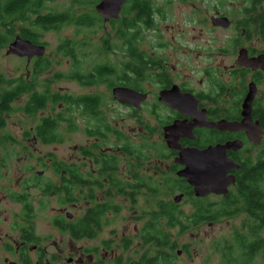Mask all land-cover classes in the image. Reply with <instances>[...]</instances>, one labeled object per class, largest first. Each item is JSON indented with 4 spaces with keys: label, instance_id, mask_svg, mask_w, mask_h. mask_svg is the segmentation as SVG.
I'll return each mask as SVG.
<instances>
[{
    "label": "flooded vegetation",
    "instance_id": "flooded-vegetation-1",
    "mask_svg": "<svg viewBox=\"0 0 264 264\" xmlns=\"http://www.w3.org/2000/svg\"><path fill=\"white\" fill-rule=\"evenodd\" d=\"M75 1L57 10L70 19L55 30L67 25L75 26L76 30L59 41L51 58L46 41L40 38L42 35L31 40L19 29L11 41L21 37L44 46L45 52L31 57L5 53L22 60L24 68L17 67L9 82L2 71L5 75L0 83L2 89H18L22 84L25 88L8 106L2 90L0 114L4 118L0 117V129L7 130V118L15 112L30 118V124L15 135L2 131L0 141L21 145V141L32 140L50 146L69 141L74 134L81 141L73 147L74 154L69 158L59 159L49 150L46 162L36 158L41 169L34 170L35 173L31 172L18 184H0V204L8 198L18 207L11 212L7 223L10 232L0 231V264H152L145 255L149 251L152 257L156 249L149 250L142 244L141 230L136 225L134 235L138 237L139 248L145 247L139 253L132 248L133 236L125 231L118 241L103 238L93 245H84L82 241L96 239L109 214L120 208L119 202L115 203L116 195L127 193L126 198L130 199L132 195L135 198L140 195L144 188L155 193L153 184L159 187L187 184L186 192H175L170 201L180 206L184 199L190 198L188 193L194 196L190 181L179 173L187 166L190 176V155L188 164L183 159L177 161L180 153H190V149L203 150L228 143L225 155L238 166L227 171L235 177L229 192L236 184H247L239 179L244 169L264 161L261 120L264 69L244 65L238 56L240 51L248 58L264 54V39L236 22L234 27L241 46L236 51V63L227 73L225 64L216 61L223 56V48L215 52L209 42H193L194 36L190 34L197 28H190V10L185 14V25L173 20L175 2L190 6V0H146L147 12L134 9L135 0H124L117 17L108 20L96 9L100 0ZM85 7L88 10L82 9ZM213 15L224 14L205 16L201 23H209L211 30H226L234 25L224 15L230 25L216 26L211 20ZM97 24L109 28L108 38L97 39L96 43L91 36H76L82 28L91 29ZM19 25L16 23L17 28ZM200 26L202 35L203 25ZM63 63L64 68H55ZM192 74H197V78L192 79ZM227 76L229 80L225 79ZM58 80H67L77 87L71 90L65 85L51 89ZM250 87L254 89L250 116L259 129L250 130L248 126L232 129L228 124L243 120V104ZM36 94L43 95L44 103L35 112L27 113L23 108ZM145 107L148 111L143 118L141 112ZM132 118L134 126L130 124ZM47 119L54 126L52 135L47 130V137L53 136V142L42 140L46 139L43 123ZM31 167L27 169L32 171ZM258 184H264V178ZM67 185L72 188L70 193ZM176 194H182V198L175 201ZM226 195L210 194L206 198ZM52 198L59 204L70 203L80 211L71 213L66 205L59 207L50 218L54 231L38 234L34 222ZM99 206H107L99 209L104 213L100 228L91 224L90 231L85 232L81 221ZM134 217L147 220L149 214ZM54 232L59 234L58 239L53 238ZM162 251L166 253L165 260L160 262L175 264L178 257L189 256L190 246L182 244L178 248L175 243L171 250L166 246Z\"/></svg>",
    "mask_w": 264,
    "mask_h": 264
},
{
    "label": "rangeland",
    "instance_id": "rangeland-1",
    "mask_svg": "<svg viewBox=\"0 0 264 264\" xmlns=\"http://www.w3.org/2000/svg\"><path fill=\"white\" fill-rule=\"evenodd\" d=\"M82 1L83 0H80L79 2ZM72 2H74V0H47L46 7L47 9L54 8L57 11L64 9L65 6L68 4L70 5ZM245 5V0H190V6L187 3L176 1L174 8L172 9V18L173 20L175 19L182 22L180 23L181 25H185L183 24L186 22L185 14L188 10H190V28H197L192 32L193 34H190L194 36L193 42L196 44H206L209 42L210 49L215 52H217L219 47L223 48L225 50L223 56L219 59L216 58V61L225 64V71L228 73L231 66L236 63V51L241 46L238 45V42H240V36L234 26L236 21L242 16L240 8ZM82 9L88 10L86 7ZM216 13L227 15L233 21L234 25H231V27L226 30H211V25L209 23H201L206 20L205 16L209 17L210 15ZM200 25H203L202 27L204 33L202 35L199 34ZM75 30V26L67 25L58 30H48L43 32L40 38L46 41L48 46L47 51L49 52L50 58L52 54L57 52L56 46L59 41L68 35L74 34ZM84 35L91 36L94 40H96V43H98L97 39L109 37L110 30L108 27L97 24L91 29L82 28L80 34H77L76 36ZM151 36L153 35H146V37ZM193 42H191L190 45H192ZM250 44L253 45V43ZM97 45H94V47ZM7 46L8 45L3 47L0 51V70L6 74L7 82H9L11 78H13L17 67L20 69L24 68V62L14 57L7 56L5 54ZM257 46H261V43L257 42ZM65 66L66 65L63 63L61 65H57L55 68H64ZM193 78H197V74H194L192 76V79ZM225 79L229 80L230 78L227 76ZM65 85H67L71 90L77 87L74 83L67 80H58L56 85H53L51 89H59L60 86ZM2 88L3 87L0 85V94L3 90ZM147 111L148 108L145 107V110L141 112V116L143 118L146 117ZM0 117H3V115L0 114ZM25 117L26 116H23L22 112H15L14 114H11L7 118V126L5 128L7 130L3 131L0 129V135H3V132L5 131L14 135L16 133H20L21 130L24 129V126L28 127L30 124V118L28 119ZM130 124L131 126L135 125L134 118L130 120ZM80 141L79 136L75 134L71 135L69 141L50 146H46L32 140L21 141V145H18L17 143L13 144L12 141L8 140L3 142L0 141V184H18L21 179H24V177L28 176L31 172L35 173L34 170L42 168V166L37 163L36 158L45 159L46 162V158L48 157L47 154H49L50 151H54L59 159H64L66 157L69 158V156L74 154L73 147ZM22 144L24 147H22ZM26 145L28 147H26ZM29 166H32V171L27 169ZM232 192L237 193L235 186L232 187ZM174 193L175 192H171V190L167 188V184H162L160 185V189H157L155 193L149 192L146 188L142 189L140 195L136 198L135 195H132L130 199H127V193L116 195L115 203L117 204L119 202L118 204H120V208L115 211V213L112 212V214H109L107 219L109 222L104 224L102 232L99 233L96 239L91 241L85 240L82 241V243L84 245H93L97 244L98 240L103 238L118 241L121 232L125 231L127 235L133 236L132 248L137 249L138 253L140 251L142 252L145 247L142 245L140 250L138 237L134 235V227L136 225L140 228L146 218L144 217V219L139 220L134 216L139 214H149L150 211L156 210L158 208V201L172 200ZM209 200L222 202L224 199L209 197ZM47 205L48 208L43 212L42 216H39L34 222L36 232L38 234H46L50 233V231H54L55 228L52 226L50 218L56 214L59 207L66 205V209L71 213H78V211H80L70 203L59 204L58 201H55L53 198L50 199V202H47ZM241 206L242 210L236 215L224 216L212 222H203L195 227H190L189 229L181 232H179L177 228L172 229V239L178 248H181L182 244L190 246L189 256L184 255L182 257H178L175 260V264H222L221 254L215 251V243L218 242L219 247H223L224 242L232 241L236 232L239 231L243 233L246 231V229H244V221L248 220L250 223L243 203ZM180 208L185 213H190V198L184 199L180 204ZM17 210L18 207L14 201H10L8 198L2 200L0 204V231H2V233L10 232V228L7 226V223L10 221L11 212ZM259 232L261 233V236H264V227ZM54 234L53 238L58 239L59 234L57 232H54ZM151 253L152 252H150L149 255ZM254 262V264H264V259L258 256L254 258Z\"/></svg>",
    "mask_w": 264,
    "mask_h": 264
},
{
    "label": "trees",
    "instance_id": "trees-1",
    "mask_svg": "<svg viewBox=\"0 0 264 264\" xmlns=\"http://www.w3.org/2000/svg\"><path fill=\"white\" fill-rule=\"evenodd\" d=\"M47 0H0V51L11 40L16 30L19 29L21 34L36 40V37L42 35L44 31L55 30L61 26L63 21H68L70 18L67 15L58 13L54 8L47 9ZM136 10L147 12L149 4L146 0H135ZM138 1V2H137ZM246 5L240 8L242 16L236 21L248 30L256 32L264 39V0H245ZM48 10V11H46ZM95 21V18H92ZM16 23H20L16 27ZM250 35V34H249ZM5 75L0 70V83L4 82ZM25 85L22 84L18 89H4L3 99L5 105L12 101L14 96L23 91ZM43 95H34L31 102H28L23 108L27 113L35 112L43 105ZM91 101V100H90ZM261 120L264 122V112L261 115ZM52 122L47 119L43 123L44 142H53V136L47 137V130H50L52 135ZM49 139V140H47ZM264 178V161H259L255 167L247 165L243 171V176L240 179L241 183L236 184L237 193L230 191L222 200L211 201L206 197L190 196V213H185L180 206L172 203L170 200L158 201V208L149 212L147 220L143 221L140 227V237L143 245L147 248L156 249L149 255L146 252L145 259L149 263L158 264L164 261L165 251H162L166 246L170 250L175 246L172 242L171 231L177 228L179 232L190 227H195L203 222L216 221L224 216H232L239 213L242 209V203L248 215V220L244 221V229L246 231L236 232L234 238L230 242H224L223 247H219L216 242L215 251L221 254L222 264H254L255 257L264 259V236L259 232L264 227V184H258V181H263ZM70 193L71 187L67 185ZM150 187V186H148ZM154 189H160L159 186L152 185ZM157 187V188H155ZM167 188L171 192L184 191L186 192L187 184H167ZM191 188V187H190ZM107 209L97 207L81 223L82 229L85 232L90 231V225H97L99 228L101 216L104 214L102 210ZM109 221L106 220V223ZM159 264H165L160 262Z\"/></svg>",
    "mask_w": 264,
    "mask_h": 264
},
{
    "label": "water",
    "instance_id": "water-1",
    "mask_svg": "<svg viewBox=\"0 0 264 264\" xmlns=\"http://www.w3.org/2000/svg\"><path fill=\"white\" fill-rule=\"evenodd\" d=\"M124 0H100L97 5V11L108 20L111 17H117ZM213 24L221 27H228L230 20L226 16L211 17ZM6 54H19L27 55L31 57L34 54H43L45 52L44 46L33 44L27 39L21 37L15 38L11 41L6 49ZM239 61L244 65L252 67H261L264 69V54H260L254 58H248L246 53H239ZM133 95V93H132ZM254 95V89L250 87L244 100L243 120L240 123L228 124V127L232 129H242L248 126L250 130L256 131L258 128L257 123H254L251 119V102ZM206 125L218 126L219 124L208 123ZM253 131V132H254ZM228 143L225 145L210 146L206 149L199 150L196 148L190 149V153H180V158L177 161L183 159L184 163L188 164L187 159L190 155V176L187 166L181 170L180 175L184 176L190 181L193 194L196 197H207L210 194L226 195L229 192V186L235 181L234 175H228L227 171L231 168H237L238 166L225 155V150L228 148ZM182 194L175 195V201L180 200Z\"/></svg>",
    "mask_w": 264,
    "mask_h": 264
},
{
    "label": "bare ground",
    "instance_id": "bare-ground-1",
    "mask_svg": "<svg viewBox=\"0 0 264 264\" xmlns=\"http://www.w3.org/2000/svg\"><path fill=\"white\" fill-rule=\"evenodd\" d=\"M122 8V7H121ZM214 17H221V15H213ZM222 16H224V15H222ZM212 17V16H211ZM8 45H9V43H8ZM8 47V46H7ZM230 187V186H229Z\"/></svg>",
    "mask_w": 264,
    "mask_h": 264
}]
</instances>
